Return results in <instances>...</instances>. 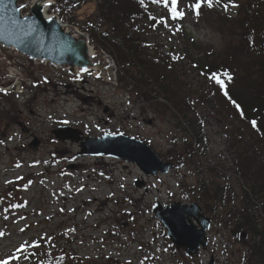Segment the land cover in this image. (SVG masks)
I'll return each instance as SVG.
<instances>
[{"label": "rangeland", "instance_id": "rangeland-1", "mask_svg": "<svg viewBox=\"0 0 264 264\" xmlns=\"http://www.w3.org/2000/svg\"><path fill=\"white\" fill-rule=\"evenodd\" d=\"M74 1L78 2L72 12L69 8L65 13L75 17L74 26L67 24L73 32L105 33L93 1ZM52 3L47 15L59 17V3ZM155 17L159 20L166 15L155 8ZM197 17H186L183 34L170 22L168 27L147 23L149 29L144 30L151 55L170 59L190 98L206 87L196 65L202 54L223 52L230 64L239 60L229 51L231 38L225 29ZM230 45L235 47L233 42ZM90 46L111 61V82L91 72L43 65L0 47V76L7 71L13 75L0 77V89L7 91V95L0 91V193L7 191L3 193L7 196L13 189L12 194L23 201L22 209L9 214L14 220L2 226L13 234L0 241V258L17 254L16 248L24 241L35 243L36 236L64 235L69 237V248L100 264H208L211 258L213 264H242L250 238L244 234L236 240L219 218L240 204L245 183L231 168L224 130L227 121L210 107L195 106L203 142L194 148V163L156 177H144L136 166L121 160L79 156L77 144L59 142L51 135L64 126L85 138L123 135L146 144L163 162L182 153L184 141L189 139L190 133L179 131L170 114L158 112L124 80L118 82L115 62L99 46ZM34 140L39 143L36 147L32 146ZM141 178L145 188H135ZM198 182L208 190L221 185L226 193L210 220L209 244L191 260L162 237L151 210L156 203L200 205ZM257 211L264 219L261 209Z\"/></svg>", "mask_w": 264, "mask_h": 264}, {"label": "trees", "instance_id": "trees-1", "mask_svg": "<svg viewBox=\"0 0 264 264\" xmlns=\"http://www.w3.org/2000/svg\"><path fill=\"white\" fill-rule=\"evenodd\" d=\"M92 1L98 20L106 32L97 35L93 31H84L88 34L89 44L99 46L115 62L118 82L124 80L126 85L134 87L140 97L156 106L158 112L170 114L177 122L179 131L190 133L189 139L184 141L183 152L168 159L174 167L193 164L196 158L194 148L203 142V130L195 106L210 107L217 117L227 121L224 130L232 157L231 168L244 181L245 188L240 204L233 205L219 220L225 227H230V235L236 240H240L242 234L249 236L250 244L242 264H264V220L257 214L258 207L264 213V0H220V3L214 0L213 7L208 8L206 4L202 6L198 17L187 7L196 0H181L184 19L169 22L181 34L185 32L183 24L186 17L195 16L210 25L214 23L221 30L225 29L227 38H231L229 51L234 52L239 59L235 60V64H230L223 52L209 54L211 57L202 54L196 65L200 75L205 73L201 77L206 87L194 91L193 98L186 93L187 85L179 82L170 59L153 57L144 37V30L149 29L147 23H151V26L155 23L148 19L149 16H155V8L167 17V10L162 5L152 4L151 0H145L147 7H142L138 0ZM57 2L60 20L75 24V17H67L65 13L69 8L72 12L71 7L78 1ZM232 3L238 7H231ZM230 42L235 43V47ZM223 70H228L233 76V81L228 84L229 95L241 105L244 118L217 86L207 80V75L213 71ZM253 119L258 122L256 129L250 123ZM198 187L200 206L212 219L226 191L221 185L208 190L203 183L198 182ZM3 193H0V233H3L0 241L13 234L2 226L9 219L14 220L15 217L9 214L22 209L23 205L21 198L12 194L13 189L7 194L8 198ZM125 216L130 218L131 214L125 213ZM158 229L162 230L160 227ZM161 234L165 238L164 233ZM60 237L36 236L33 241L39 243L40 248H28V253L23 254L27 259L22 258L21 264H100L81 257L69 248V237Z\"/></svg>", "mask_w": 264, "mask_h": 264}, {"label": "water", "instance_id": "water-1", "mask_svg": "<svg viewBox=\"0 0 264 264\" xmlns=\"http://www.w3.org/2000/svg\"><path fill=\"white\" fill-rule=\"evenodd\" d=\"M42 0H0V47L14 49L31 61L48 62L70 71L96 66L91 59V48L82 36H74L57 19L46 18ZM51 135L59 142L79 146V156L107 157L136 166L145 177L166 175L173 167L163 162L146 144L123 135H104L85 138L81 132L60 127ZM34 140L32 146L36 147ZM135 188H145L143 179L136 180ZM152 214L159 221L175 250L183 249L188 257H195L207 245L206 231L210 221L196 203L172 202L168 206L156 203ZM208 264H213L211 258Z\"/></svg>", "mask_w": 264, "mask_h": 264}, {"label": "snow or ice", "instance_id": "snow-or-ice-1", "mask_svg": "<svg viewBox=\"0 0 264 264\" xmlns=\"http://www.w3.org/2000/svg\"><path fill=\"white\" fill-rule=\"evenodd\" d=\"M180 2L181 0H151L152 4H157V5H162L164 9L167 10V17L166 18H161L157 20V17L155 16H149L148 19L151 21H154L155 23L153 24V27L156 26V24L163 25L164 27L169 26V21H176V20H183L185 17V11L180 8ZM138 3L142 7H147V4L145 3V0H138ZM214 0H196L195 3L189 4L187 7L192 9L197 16L200 15V9L202 8L203 5H207L208 8L213 7ZM215 3H220V0H215ZM45 6H50V0L49 3L46 4ZM231 7L235 8L238 7L237 4L232 3L230 5ZM227 10V8L225 9ZM49 22H52V18L49 17ZM178 30V29H177ZM2 38V37H0ZM195 67V65H194ZM84 72H87V69H83ZM201 75H205V73H201ZM79 78V77H77ZM207 80L216 85L218 90L224 95V97L229 100V102L235 107L237 112L240 114L241 118H244L245 113L239 103H237L236 100H234L230 95L228 91V84H230L233 81V76L228 70H223V71H213L211 74L207 75ZM0 91H3L5 95H7V91L4 89H0ZM63 123H68V121H63ZM251 126L256 129L258 127V122L253 119L250 121ZM3 141H0V144H2ZM19 167V165H17ZM18 179H23L22 177H19ZM6 183H13L12 181H6ZM31 184V181L28 182ZM24 229H21L23 231ZM3 233H0V236H2ZM29 246L39 249L40 244L39 243H33L29 245V242L25 241L23 242L20 246L16 248V253L17 254H11L8 258H0V264H12L13 261L18 262L24 258L27 259L26 256L23 254L28 251Z\"/></svg>", "mask_w": 264, "mask_h": 264}, {"label": "bare ground", "instance_id": "bare-ground-1", "mask_svg": "<svg viewBox=\"0 0 264 264\" xmlns=\"http://www.w3.org/2000/svg\"><path fill=\"white\" fill-rule=\"evenodd\" d=\"M42 3L45 7V11H44V16L49 18L50 16L47 15L46 13V9L48 8V6H45L46 4L49 3V0H42ZM52 0H50V5H52ZM48 11V10H47ZM91 59H92V62L94 63V65L97 63L99 64V66L102 68V69H106V72L103 71L102 73H99L98 72V69L96 66H93L92 68H90L87 72H91L93 74V76L95 77H101L103 79H105L106 81L108 82H111L113 80V74H112V67H111V61L107 60L106 58L104 57H101L99 54H97L95 52V50L92 48L91 49ZM8 73H5V74H2L3 76H0V77H8V78H11L13 77L12 73L10 71H7ZM78 72H82L84 73V71H79V70H75V73H78Z\"/></svg>", "mask_w": 264, "mask_h": 264}]
</instances>
